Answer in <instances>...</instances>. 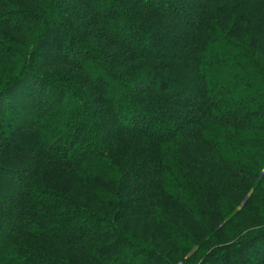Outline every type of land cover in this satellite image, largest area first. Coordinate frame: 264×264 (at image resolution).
<instances>
[{
	"label": "trees",
	"instance_id": "obj_1",
	"mask_svg": "<svg viewBox=\"0 0 264 264\" xmlns=\"http://www.w3.org/2000/svg\"><path fill=\"white\" fill-rule=\"evenodd\" d=\"M0 264H264V0H0Z\"/></svg>",
	"mask_w": 264,
	"mask_h": 264
},
{
	"label": "rangeland",
	"instance_id": "obj_2",
	"mask_svg": "<svg viewBox=\"0 0 264 264\" xmlns=\"http://www.w3.org/2000/svg\"><path fill=\"white\" fill-rule=\"evenodd\" d=\"M130 85V84H129ZM131 88H137V84L132 83V85H130Z\"/></svg>",
	"mask_w": 264,
	"mask_h": 264
}]
</instances>
